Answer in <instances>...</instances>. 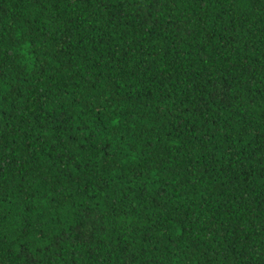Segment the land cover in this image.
I'll return each instance as SVG.
<instances>
[{"label":"trees","instance_id":"1","mask_svg":"<svg viewBox=\"0 0 264 264\" xmlns=\"http://www.w3.org/2000/svg\"><path fill=\"white\" fill-rule=\"evenodd\" d=\"M0 264H264V0H0Z\"/></svg>","mask_w":264,"mask_h":264}]
</instances>
